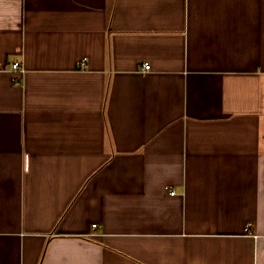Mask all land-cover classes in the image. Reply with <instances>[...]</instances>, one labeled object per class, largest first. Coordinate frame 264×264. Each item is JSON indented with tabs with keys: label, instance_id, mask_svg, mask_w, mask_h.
Returning <instances> with one entry per match:
<instances>
[{
	"label": "crops",
	"instance_id": "0c3cea01",
	"mask_svg": "<svg viewBox=\"0 0 264 264\" xmlns=\"http://www.w3.org/2000/svg\"><path fill=\"white\" fill-rule=\"evenodd\" d=\"M0 264H264V0H0Z\"/></svg>",
	"mask_w": 264,
	"mask_h": 264
},
{
	"label": "built area",
	"instance_id": "2783aa9c",
	"mask_svg": "<svg viewBox=\"0 0 264 264\" xmlns=\"http://www.w3.org/2000/svg\"><path fill=\"white\" fill-rule=\"evenodd\" d=\"M13 69H14L15 71H19V72H21V73L24 72V69L21 67V64H20V63H15V64L13 65ZM143 69H144V72H149V71L151 70V64H150V63H145V64L143 65ZM175 194H176L175 191H172V192H171V195H175ZM250 227H251V225H250ZM250 227L247 229V231L250 230ZM97 228H98V225H97V224H94V225H93V229L96 230Z\"/></svg>",
	"mask_w": 264,
	"mask_h": 264
}]
</instances>
